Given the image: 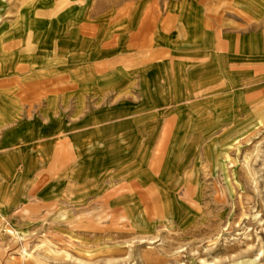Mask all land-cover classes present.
I'll list each match as a JSON object with an SVG mask.
<instances>
[{"label": "rangeland", "instance_id": "rangeland-1", "mask_svg": "<svg viewBox=\"0 0 264 264\" xmlns=\"http://www.w3.org/2000/svg\"><path fill=\"white\" fill-rule=\"evenodd\" d=\"M0 42V115L98 120L157 165L110 207L58 183L0 201V261L264 264V0H0Z\"/></svg>", "mask_w": 264, "mask_h": 264}, {"label": "crops", "instance_id": "crops-1", "mask_svg": "<svg viewBox=\"0 0 264 264\" xmlns=\"http://www.w3.org/2000/svg\"><path fill=\"white\" fill-rule=\"evenodd\" d=\"M124 9L128 14L127 9ZM93 11L87 7L84 18L87 20ZM145 18L140 20V25L145 23ZM71 22L75 27H83L77 19ZM8 35H3L5 44ZM5 44L0 42V48H4ZM2 117L8 126L0 130V201L10 204L6 209L8 212L16 206L33 204L31 197L34 190L31 188L35 183L38 185V194L50 193L52 183H58L61 189L64 187L61 194L68 193L74 186L80 189L78 193L88 196L87 200L91 204L96 201L105 207H110L113 201H120L113 199L114 192L118 190L113 184L117 182H126L129 186L131 182L142 185L148 176L151 178L149 188L157 186V165L154 164L153 178L137 161L141 156L131 159L129 152L115 153L112 144L114 131L101 130L98 120L89 121L85 118L67 127L63 117L41 121L17 120L16 115L9 114L0 115V119ZM136 196L137 199L149 197L150 201H157L156 194L151 193L150 189L149 193L138 192ZM8 232L19 238L18 234L10 230ZM45 263L39 257H31L26 261L21 257L0 261V264Z\"/></svg>", "mask_w": 264, "mask_h": 264}]
</instances>
